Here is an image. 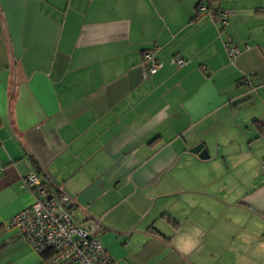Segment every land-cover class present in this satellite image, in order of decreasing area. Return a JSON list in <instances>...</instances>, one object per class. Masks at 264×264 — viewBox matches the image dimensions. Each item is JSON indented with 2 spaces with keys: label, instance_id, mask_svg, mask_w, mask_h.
I'll return each instance as SVG.
<instances>
[{
  "label": "crops",
  "instance_id": "obj_1",
  "mask_svg": "<svg viewBox=\"0 0 264 264\" xmlns=\"http://www.w3.org/2000/svg\"><path fill=\"white\" fill-rule=\"evenodd\" d=\"M202 1L0 0V264L29 174L112 264H264V0Z\"/></svg>",
  "mask_w": 264,
  "mask_h": 264
},
{
  "label": "built area",
  "instance_id": "obj_2",
  "mask_svg": "<svg viewBox=\"0 0 264 264\" xmlns=\"http://www.w3.org/2000/svg\"><path fill=\"white\" fill-rule=\"evenodd\" d=\"M200 12L208 13L206 5L200 6ZM221 23L229 24L228 10L219 12ZM232 60L239 55L237 47L227 45ZM175 63L183 67L186 60L177 57ZM162 63L154 52L143 55L144 78L156 74ZM3 167L0 163V172ZM35 196V202L28 208L16 214L10 221V227L18 236L26 240L39 255L48 258L42 264H112L111 258L102 243L92 231L79 227L73 215L66 209L69 201L65 197H57L43 186L35 174H29L23 179Z\"/></svg>",
  "mask_w": 264,
  "mask_h": 264
},
{
  "label": "water",
  "instance_id": "obj_3",
  "mask_svg": "<svg viewBox=\"0 0 264 264\" xmlns=\"http://www.w3.org/2000/svg\"><path fill=\"white\" fill-rule=\"evenodd\" d=\"M194 154H198L202 159H209L210 155L208 154L207 150L204 148L203 145H198L191 151Z\"/></svg>",
  "mask_w": 264,
  "mask_h": 264
},
{
  "label": "trees",
  "instance_id": "obj_4",
  "mask_svg": "<svg viewBox=\"0 0 264 264\" xmlns=\"http://www.w3.org/2000/svg\"><path fill=\"white\" fill-rule=\"evenodd\" d=\"M219 1H221V0H203L200 4H199V7L201 6V5H208L207 7H208V9H211V6H212V3H216V2H219ZM217 13H219V11H217ZM217 13H215L214 12V15H217ZM219 15V14H218ZM219 17V16H218ZM41 258H42V261H45L48 257L46 256V255H42L41 256Z\"/></svg>",
  "mask_w": 264,
  "mask_h": 264
}]
</instances>
